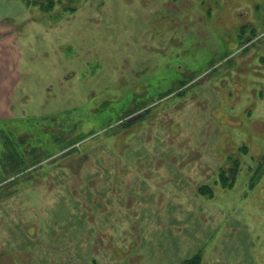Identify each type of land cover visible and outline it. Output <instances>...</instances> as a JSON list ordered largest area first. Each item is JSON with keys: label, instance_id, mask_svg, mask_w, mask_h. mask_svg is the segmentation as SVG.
I'll return each mask as SVG.
<instances>
[{"label": "rangeland", "instance_id": "rangeland-1", "mask_svg": "<svg viewBox=\"0 0 264 264\" xmlns=\"http://www.w3.org/2000/svg\"><path fill=\"white\" fill-rule=\"evenodd\" d=\"M52 1L0 0V264H264V0Z\"/></svg>", "mask_w": 264, "mask_h": 264}, {"label": "trees", "instance_id": "trees-1", "mask_svg": "<svg viewBox=\"0 0 264 264\" xmlns=\"http://www.w3.org/2000/svg\"><path fill=\"white\" fill-rule=\"evenodd\" d=\"M47 6L43 5V6H41V9L44 10V11H49L50 8H52L54 6L53 5V1L50 0L49 6L48 7ZM81 139H82V137L81 138H77V139H72L71 138L70 142L66 143L62 147V149L60 150L59 153H61L63 155V157H65V159L68 158V157L70 158V156L72 157L78 151V149H76L75 147H76V145H78V143L81 141ZM8 141H9V139L7 140V142ZM8 143L11 144L10 141ZM24 145H25V143H24ZM8 148L11 149L10 146ZM8 148H6V149L4 148L2 157L0 158V160L3 158L2 161H0V166L2 168V172H3L4 176H7L8 180L12 178L10 182L16 181V176L22 175V173L25 172V171H28V170L30 171L31 169L35 168L37 165H39L42 162V159H39V157L37 156L38 160L36 159L32 163H27L25 161V154L26 153L23 150H16L15 152L14 151L12 152L10 150L11 151L10 152L8 150ZM53 156L54 155H50V156L47 157V159H50ZM4 157H5V159H4ZM85 158L86 157L84 155H82V157H77L76 156V160H79L78 163H80V165L84 164V162L86 161ZM72 161H69V162H71V164L67 168H71V167L74 166ZM7 179L2 181V183L7 181ZM5 186L6 185H4V186L1 185L0 186V190L2 188H4Z\"/></svg>", "mask_w": 264, "mask_h": 264}]
</instances>
